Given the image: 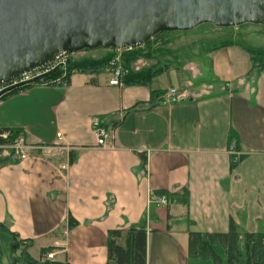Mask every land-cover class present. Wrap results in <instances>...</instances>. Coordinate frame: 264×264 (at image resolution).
<instances>
[{
	"label": "crops",
	"instance_id": "crops-1",
	"mask_svg": "<svg viewBox=\"0 0 264 264\" xmlns=\"http://www.w3.org/2000/svg\"><path fill=\"white\" fill-rule=\"evenodd\" d=\"M213 69L220 88L180 86L170 66L166 87L160 75L119 87L110 73L73 75L0 101V129L37 147L0 167V224L28 252L53 248L52 261L67 264H106L108 231L144 220L145 264L195 263L190 233L224 235L230 221L264 233V74L249 77V55L233 46L213 53ZM95 120L109 133L100 149ZM233 155L245 158L230 171ZM160 192L174 195L167 206L153 199Z\"/></svg>",
	"mask_w": 264,
	"mask_h": 264
},
{
	"label": "water",
	"instance_id": "water-1",
	"mask_svg": "<svg viewBox=\"0 0 264 264\" xmlns=\"http://www.w3.org/2000/svg\"><path fill=\"white\" fill-rule=\"evenodd\" d=\"M263 23L264 0H0V86L62 55L138 49L160 34L201 24ZM22 86L7 87L0 97Z\"/></svg>",
	"mask_w": 264,
	"mask_h": 264
},
{
	"label": "trees",
	"instance_id": "trees-1",
	"mask_svg": "<svg viewBox=\"0 0 264 264\" xmlns=\"http://www.w3.org/2000/svg\"><path fill=\"white\" fill-rule=\"evenodd\" d=\"M149 43H147L146 45H148ZM143 47L121 51L109 50L110 54L98 61H85L79 64H75L70 62L69 60L66 64V68L69 72L66 82L73 75L98 76L109 73L112 69L111 64L115 63L116 60H118L119 64H121L123 66V69L126 71L125 75L120 79V82H122L124 86H146L154 77L160 75L167 68L158 70H145L136 73L131 72L128 66L138 59V51ZM116 52L120 53L119 58H117V55L115 54ZM246 53L249 55L251 63V69L248 76L250 77L252 75L264 74V60L256 61L254 59L255 57L253 53L248 51ZM61 73L62 70H58L51 75L39 77L35 80H32L27 84H24V86L20 88H16L11 92L3 94L0 97V101L4 100L12 94L27 90L28 88H31L33 86H53L54 84H49L48 82L60 76ZM151 94L154 95L156 94V92H151ZM170 100H172V98H170ZM9 131V138L5 141L0 140V145L10 144L16 138L22 137V133L17 130ZM3 153L4 151H0V167L6 165L8 161H18L17 159L13 158L11 154ZM244 158V155L231 156L229 170H234L237 164H239ZM145 161V158L141 156V162L143 166L145 165ZM72 163L73 152L71 151L69 153V165H71ZM153 195L156 197L164 196L167 200V205L169 203V200L174 197L173 194L165 192H160L156 193V195ZM144 221L137 226L129 227L125 231H108L106 243V264H145L146 230ZM76 226L77 223L69 218L67 228L71 230ZM0 229L8 233L13 241H15L16 239L18 240L17 236L10 233L5 225L0 224ZM122 236L124 237L123 245H118L117 240ZM18 243L20 245H26V243L21 241H19ZM17 249L18 246L15 245L13 247V251H16ZM28 249L29 245L27 244V251ZM52 250L53 248L42 249L40 251L38 261L33 260L27 253V255H25V258H28L27 264H67L66 262L60 263L52 260H47L46 254L51 252ZM188 257L191 259V261L195 262L193 264H198V262H211L212 264H264V233L240 232L238 230V227L235 226L232 221L229 222L228 232L224 235H201L197 233H190Z\"/></svg>",
	"mask_w": 264,
	"mask_h": 264
},
{
	"label": "rangeland",
	"instance_id": "rangeland-1",
	"mask_svg": "<svg viewBox=\"0 0 264 264\" xmlns=\"http://www.w3.org/2000/svg\"><path fill=\"white\" fill-rule=\"evenodd\" d=\"M231 46L244 53L247 51L253 53L256 61L264 60V23L245 24L235 28H216L212 25L201 24L188 32L163 33L139 50L138 59L132 62L128 68L131 69L132 65H139L145 71L171 66L180 71V86H184L188 82L193 87L206 84L220 88V82L215 77L213 69V53ZM109 54V50L97 49L84 50L71 56L64 55L62 58L64 65L58 67L55 63L53 66V69L58 67V70H62L61 75L48 83L56 85L66 82L69 73L66 64L69 60L79 64L85 61H98ZM115 54L117 58L120 57L119 52ZM113 64H111L112 69L114 68ZM166 75L165 72L158 77L157 85L167 86ZM18 242L19 240L13 241L8 233L0 229V264H27L28 258H25L27 253L32 259L39 258V244H35L28 252L27 244L20 245ZM13 245L18 246L16 251H13Z\"/></svg>",
	"mask_w": 264,
	"mask_h": 264
},
{
	"label": "built area",
	"instance_id": "built-area-1",
	"mask_svg": "<svg viewBox=\"0 0 264 264\" xmlns=\"http://www.w3.org/2000/svg\"><path fill=\"white\" fill-rule=\"evenodd\" d=\"M64 55L59 56L50 66L44 68V69H36L30 74H25L18 79H15L7 84H4L0 86V92L10 86H15L19 84H27L31 80L40 77V75L51 71L53 69L54 64L56 63V66L61 67L64 65V60L62 58ZM114 68L111 69L109 72L111 75V78L108 82L110 86L119 87L121 86L120 79L125 75V70L123 69L122 65L119 64V62L116 60V62L113 64ZM175 91L170 90L169 97L172 98L174 96ZM93 130H94V136H95V145L94 147L97 149L103 148L105 145L106 140L109 138L108 131L103 127L102 123L98 120L93 121ZM1 130V129H0ZM10 136L9 130H2L0 131V140H7ZM59 137V135H57ZM37 147H30L26 146L23 142L22 137L16 138L12 143L10 144H4L0 145V151H4V153L11 154L13 158L17 159L18 161H23L27 158V153L33 149H36ZM53 147H46V150L51 151L53 150ZM69 150H76L75 148H70ZM157 205L159 206H166L167 200L164 196L162 197H153ZM47 260H53L54 254L52 252H49L46 254Z\"/></svg>",
	"mask_w": 264,
	"mask_h": 264
}]
</instances>
